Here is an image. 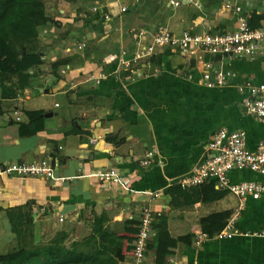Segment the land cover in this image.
<instances>
[{"label":"crops","instance_id":"crops-1","mask_svg":"<svg viewBox=\"0 0 264 264\" xmlns=\"http://www.w3.org/2000/svg\"><path fill=\"white\" fill-rule=\"evenodd\" d=\"M40 2L45 19L31 27L34 38H25V26L8 27L5 34L14 52L33 47L42 63L6 82L12 87L30 84L13 96L4 95L0 86V167L46 156L56 158L59 167L54 179L0 177V256L17 247L6 210L23 206L30 214L36 243H48L58 233L66 234V246L85 242L97 223L117 242L114 248H104L100 236L93 251L98 257L86 264H129L140 211L149 205L155 216L150 263L155 264L158 236L156 247L168 252L161 264H264V238H212L195 246L197 234L213 231L231 218L238 200L213 181L183 191L177 184L208 157L207 146L218 129L244 131L249 150L264 139V124L244 112L243 96L236 90L246 79L264 84V54L234 61L206 56L213 68L233 74L227 85L215 89L196 82L200 69L196 61L168 48L156 49L128 71L118 65L121 52L131 58L151 42L159 27L174 35L229 32L235 27L234 7L260 21L264 0ZM120 7L126 11L121 13ZM80 45L84 47L77 51ZM101 71L107 77L99 84L87 81ZM188 74L193 81L186 78ZM14 110L20 111V122ZM28 111L43 113L44 129L21 136L19 127L27 123ZM151 149L157 154L148 165H141ZM109 170L123 178L121 184L93 176ZM228 178L231 183L264 182L246 170L232 171ZM154 193L159 196L149 202ZM59 216L63 222H58ZM236 226L242 231L264 230V192L258 200L245 199ZM90 252L79 246L73 256L84 258Z\"/></svg>","mask_w":264,"mask_h":264},{"label":"built area","instance_id":"built-area-1","mask_svg":"<svg viewBox=\"0 0 264 264\" xmlns=\"http://www.w3.org/2000/svg\"><path fill=\"white\" fill-rule=\"evenodd\" d=\"M119 1V0H113ZM197 5V2H194ZM178 6L179 2H171ZM231 9L230 5L225 6ZM96 11V8H93ZM125 7H120L124 13ZM236 15L235 27L232 31L223 33L192 34L183 31L179 34H172L165 27H159L153 34L151 42L140 52L133 54L131 58H125V52H121L118 58V65L122 71H128L132 64L152 55L156 49L168 48L179 52L186 60H194L199 66V77L197 83L206 89L220 88L229 82L233 77L231 71L222 68H213V63L207 61L206 56L218 60L234 61L240 58H254L264 54V15L257 27L249 23L251 16L242 11L240 7L233 8ZM109 19L108 15L104 16ZM138 35H133L137 38ZM84 47H76L79 51ZM71 51V50H70ZM65 73L64 70L61 71ZM107 74L103 71L91 74L87 81L92 84H99ZM188 80L193 81V76L188 74ZM237 92L243 96L242 106L244 112L257 122L264 124V84H256L252 79H246L236 86ZM16 121L20 122V111L14 110ZM207 151L208 157L196 165L190 174L182 177L177 182L181 189H188L200 186L208 181H213L216 186L235 196L238 200L236 209L224 227L213 236L207 233H199L194 238V245L200 246L210 239L230 240L240 238H264L262 231H242L237 226V220L245 209V199L258 200L264 192V182L243 181L231 183L228 175L232 171H249L264 178V139L259 141L254 150L246 147V133L244 131L229 132L226 128L218 129L212 136ZM156 149L148 150L141 165H148L155 155ZM59 167V161L51 156H46L37 162L23 164L9 163L0 167V177L17 175L20 177H44L54 179V172ZM100 182L108 181L121 184L123 178L114 170L93 175ZM64 182L65 179H59ZM158 193L149 194V202L155 200ZM154 212L149 205L142 207L138 220L137 230L133 239L129 264H152L148 261L149 242L154 222ZM58 222H63L59 216Z\"/></svg>","mask_w":264,"mask_h":264},{"label":"trees","instance_id":"trees-1","mask_svg":"<svg viewBox=\"0 0 264 264\" xmlns=\"http://www.w3.org/2000/svg\"><path fill=\"white\" fill-rule=\"evenodd\" d=\"M9 15H13V19H10ZM44 19L43 4L40 0H0V86L4 91V95L6 94L5 92H9L13 96L14 91L28 87L29 83L12 87L6 86V82L10 81L14 76L21 77L22 73L42 63L39 52L33 47L14 52L5 38L7 28L25 26L27 29L22 31V33L26 39L31 40V38L35 37L31 27L36 22H43ZM249 24L252 27H257L259 18H251ZM24 115L27 123L20 124L21 136H33L44 129L43 113L41 111H28ZM178 189L182 190L179 186ZM6 214L9 219L11 232L16 236L17 247L15 251L0 256V264H86L98 257V253H93V251L99 247L100 236H102V243L100 244L104 248H114V244L117 242L111 236H106L96 223L93 235L85 242H72L69 246H66V234L58 233L48 243H36L33 235L32 220L25 207L8 209ZM218 218L224 220L221 216ZM224 225L225 223L222 221L216 229L213 231L204 229V233L213 236ZM157 238L158 236L154 239L155 264H161L168 252L161 251L156 247L155 240ZM79 246H87L91 249L90 255L84 256V258L81 255L74 257V250Z\"/></svg>","mask_w":264,"mask_h":264},{"label":"rangeland","instance_id":"rangeland-1","mask_svg":"<svg viewBox=\"0 0 264 264\" xmlns=\"http://www.w3.org/2000/svg\"><path fill=\"white\" fill-rule=\"evenodd\" d=\"M16 245V244H15ZM12 246H13V244H12ZM10 248H11V245H10Z\"/></svg>","mask_w":264,"mask_h":264}]
</instances>
